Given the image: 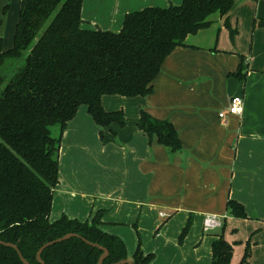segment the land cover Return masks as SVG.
<instances>
[{"label": "crops", "instance_id": "obj_1", "mask_svg": "<svg viewBox=\"0 0 264 264\" xmlns=\"http://www.w3.org/2000/svg\"><path fill=\"white\" fill-rule=\"evenodd\" d=\"M10 2L0 0L4 40L3 15ZM181 2L83 0L82 26L117 32L131 11ZM20 8L21 3L16 24ZM209 20L208 27L189 34L186 45L166 56L149 94L101 96L103 109L122 110L123 126L100 127L86 105L67 121L52 221L62 214L89 221L102 210L103 231L122 240L125 230L134 239L133 229L145 235L141 250L153 254L150 264H209L211 242L221 233L233 247L229 264H238L246 247L250 264H264V0H233L226 14L215 13ZM225 22L235 29L233 38ZM241 58L246 73L238 79L229 74ZM233 95L243 98L241 114L220 118ZM142 109L173 124L181 150L171 152L138 129ZM228 199L241 203L246 217L230 215ZM209 214L219 216L221 226L204 232L203 219ZM188 219L189 230L179 241ZM172 224L173 234L165 239L163 232Z\"/></svg>", "mask_w": 264, "mask_h": 264}, {"label": "trees", "instance_id": "obj_2", "mask_svg": "<svg viewBox=\"0 0 264 264\" xmlns=\"http://www.w3.org/2000/svg\"><path fill=\"white\" fill-rule=\"evenodd\" d=\"M82 1L21 0L13 47L4 50L0 36V240L17 244L30 264H41L37 259L41 246L66 233L79 237L47 247L41 256L46 264H97L102 250L83 239L108 250L102 264L128 258L123 240L100 228L102 210L89 221L64 214L50 219L59 182L61 134L80 105H86L100 127L123 126L122 110L106 111L101 96L149 94L173 48L186 45L189 34L211 24V15H224L233 5V0H182L179 5L144 7L125 14L121 29L114 32L84 28ZM225 26L233 38L235 29L228 22ZM241 59L229 74L238 79L246 73ZM56 124L59 128L53 136L51 128ZM136 125L171 152L181 150L178 132L169 120L142 109ZM226 210L234 217H246L236 200L228 199ZM190 225L188 219L179 241ZM232 252V244L217 234L209 264H229ZM248 255L246 247L238 264H250ZM152 259L139 241L130 260L150 264ZM0 264L25 263L13 247L0 244Z\"/></svg>", "mask_w": 264, "mask_h": 264}, {"label": "rangeland", "instance_id": "obj_3", "mask_svg": "<svg viewBox=\"0 0 264 264\" xmlns=\"http://www.w3.org/2000/svg\"><path fill=\"white\" fill-rule=\"evenodd\" d=\"M19 3H21L20 0H11L10 7L7 9V12L3 15L4 17L6 16L4 24L7 28V33H6V37L4 40L5 48H6L5 50L10 49L14 45V31H15L17 13L19 9ZM58 128H59L58 124L52 126L51 130H52L53 136L57 135ZM134 230L136 232L135 239H134V235L129 230H125L123 232V235L125 237V240H123V242L125 241L124 242L126 244L125 246L129 249L128 250L129 255H132L134 251V250L132 251V249H135L139 241H140V247H141V243L146 242L145 235L144 234L140 235L139 231L137 232V229H133V232ZM163 233H164L163 237L165 239H168L167 237H171V235L173 234V224L170 226L169 232L167 234H165V232ZM127 248H126V251H127ZM170 251L171 253H173V240H172V250L170 249Z\"/></svg>", "mask_w": 264, "mask_h": 264}, {"label": "water", "instance_id": "obj_4", "mask_svg": "<svg viewBox=\"0 0 264 264\" xmlns=\"http://www.w3.org/2000/svg\"><path fill=\"white\" fill-rule=\"evenodd\" d=\"M74 236H76V237H79L77 234H75V233H66V234H64L63 236H61V237H58V238H56V239H54V240H52V241H49V242H47V243H45V244H43L42 246H41V248L38 250V252H37V259L41 262V264H46L45 263V261L42 259V253H43V251L47 248V247H49L50 245H52L53 243H55V242H59V241H62V240H65V239H67V238H69V237H74ZM83 239V238H82ZM85 242H87L88 244H90V245H92V246H95V247H98V248H100L101 250H102V254L99 256V259H98V261H97V264H102V261H103V259L107 256V254H108V250L105 248V247H103V246H101V245H99V244H97V243H92V242H89V241H87V240H85V239H83ZM0 244H3V245H6V246H10V247H13L17 252H18V254H19V256H20V258H21V260L25 263V264H30V262L22 255V253H21V251H20V249H19V247H18V245L17 244H14V243H11V242H5V241H2V240H0ZM112 264H134L129 258H126V259H122V260H119V261H117V262H114V263H112Z\"/></svg>", "mask_w": 264, "mask_h": 264}, {"label": "built area", "instance_id": "obj_5", "mask_svg": "<svg viewBox=\"0 0 264 264\" xmlns=\"http://www.w3.org/2000/svg\"><path fill=\"white\" fill-rule=\"evenodd\" d=\"M243 109V98L240 95H233L226 107V109L220 111L218 116L224 118L229 115H239ZM221 218L215 214L206 215L203 219V231L208 232L209 230L221 226Z\"/></svg>", "mask_w": 264, "mask_h": 264}]
</instances>
